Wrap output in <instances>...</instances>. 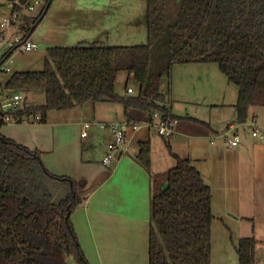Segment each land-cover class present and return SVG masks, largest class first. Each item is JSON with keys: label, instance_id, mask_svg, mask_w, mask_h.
Listing matches in <instances>:
<instances>
[{"label": "trees", "instance_id": "1", "mask_svg": "<svg viewBox=\"0 0 264 264\" xmlns=\"http://www.w3.org/2000/svg\"><path fill=\"white\" fill-rule=\"evenodd\" d=\"M52 1L46 0L26 36ZM176 16L167 24V0H146L145 44L50 47L43 70L14 72L5 88L43 97L44 103L24 110L39 112L42 122L52 110L87 102L120 103L126 121L135 122L168 111L160 86L174 64L215 63L237 86L236 118L246 121L251 106H264V0H180ZM163 38L165 64L156 66L153 48ZM13 51L2 55L0 66ZM120 72L139 83L136 96L115 92ZM175 158L173 167L152 175L149 264H211V189L190 159ZM136 159L150 168L149 142H139ZM83 187L48 171L37 150L0 133V264H68V257L89 264L71 222ZM255 245L253 235L239 239L238 264H257Z\"/></svg>", "mask_w": 264, "mask_h": 264}, {"label": "crops", "instance_id": "2", "mask_svg": "<svg viewBox=\"0 0 264 264\" xmlns=\"http://www.w3.org/2000/svg\"><path fill=\"white\" fill-rule=\"evenodd\" d=\"M10 1L0 0V6L7 7L9 14ZM111 2L72 0L73 7L75 3H80V7L74 10L71 5L66 6L71 12L85 11L80 24L73 25L75 30L70 28L69 34L77 40L76 45L102 43L101 35L111 36L113 26L107 21ZM53 6L54 0L42 22H49ZM95 18L98 24L86 25V21ZM24 25L23 21L19 22L20 27ZM54 43L46 40L49 48L60 46ZM6 45L0 43V48ZM7 50L8 47L3 54ZM212 64H174L166 91L161 92L164 105L177 119L176 135L166 140L153 130L128 131L127 146L109 164L103 163V157L112 141L111 125L126 121L120 103L87 102L66 110H52L41 123L0 127L4 137L37 150L51 173L83 182L84 200L72 211L71 222L89 264H149L152 175L173 167L175 157L190 159L210 187L213 220H220L228 229L231 228L228 213L232 214L234 225L243 219L250 220L249 236L256 239V262L264 264V142L251 137L247 126L237 121L238 88ZM116 83L117 78L115 92L120 95ZM176 102L191 105L193 109L184 116L178 115L173 110ZM201 110H209L210 116L205 118ZM252 119L264 128V106L248 109L244 122ZM85 124L89 127L87 135L82 137ZM231 126L241 136V142L234 148L227 147L220 138ZM143 141L150 144L149 169L136 159L139 142ZM249 181L251 210L247 217L242 200L244 183ZM216 207L219 216L214 214Z\"/></svg>", "mask_w": 264, "mask_h": 264}, {"label": "rangeland", "instance_id": "3", "mask_svg": "<svg viewBox=\"0 0 264 264\" xmlns=\"http://www.w3.org/2000/svg\"><path fill=\"white\" fill-rule=\"evenodd\" d=\"M72 0H54V9L48 18L49 22H40L38 26L29 35L30 40L35 42L38 47L30 51L14 50L10 55L12 61L6 62L8 71L0 70V82L5 84L8 78L17 71H41L44 68L45 58L47 56V49L49 46L46 44V40H53L54 44L60 46H76L77 40L71 36L70 28L73 25L80 24V18L84 16L85 11L82 10L71 12L67 9V5H71ZM84 3L85 0H73ZM180 0H167V24H171L177 18V10L179 8ZM79 4V5H78ZM75 3L74 10L80 7V3ZM91 8V7H88ZM9 9L6 7L2 9L0 6V23L1 20L9 15ZM146 0H112L111 13L107 16L112 24L111 36L101 35V44L106 46H130L140 45L147 42V26L146 17ZM82 13V14H81ZM89 16L91 12L88 13ZM99 15V14H98ZM144 16V17H143ZM36 17V13L22 12L21 21L26 25H31L32 19ZM72 19V22H70ZM103 21V20H102ZM86 25L91 26L98 24L97 18L86 21ZM74 30L76 27H73ZM1 29V28H0ZM13 32V31H11ZM7 45L0 48V57L7 49ZM167 42L165 38L160 40L153 48V61L156 66L164 65L167 54ZM215 67L217 64L213 63ZM218 68V67H217ZM168 77L164 76L161 81V90L166 91ZM234 85V84H233ZM116 87L121 96H136L139 90V83L127 74V72H120L117 76ZM234 87V86H233ZM126 88H131L133 91L131 94L126 92ZM167 96V95H166ZM36 95L29 94V98H35ZM168 97V96H167ZM92 104L93 102H89ZM174 112L178 115H186L190 112L191 105L174 103ZM204 109V108H203ZM201 114L208 118L210 116L209 110H201ZM152 132H155L154 129ZM250 181L245 182L244 192L245 194L242 202L244 208L247 210L243 215L249 216L251 210V193H250ZM217 201V200H216ZM216 203V202H215ZM217 204V203H216ZM215 204V206H217ZM214 214H217V207L214 210ZM215 215V216H216ZM230 229H228L220 220L214 219L211 227V264H238V255L236 252V246L239 238L249 236L251 224L250 220H240L236 225L233 224L231 219L232 214L226 215ZM247 232V233H246ZM68 264H78L73 257H68Z\"/></svg>", "mask_w": 264, "mask_h": 264}, {"label": "built area", "instance_id": "4", "mask_svg": "<svg viewBox=\"0 0 264 264\" xmlns=\"http://www.w3.org/2000/svg\"><path fill=\"white\" fill-rule=\"evenodd\" d=\"M46 0H28L21 2L20 0H12L9 2L12 8L11 13L1 20L0 28V43H5L8 49L30 51L38 47V45L30 40L27 35L29 25L19 26L22 12L36 13V16L43 9ZM16 28L19 32H16ZM11 29L13 32H11ZM11 62L12 59L8 56L2 65L1 71H8L6 62ZM131 88L127 89V93L131 94ZM27 101H34L29 98V93L24 91L13 92L5 88V84L0 82V123L4 124H35L42 122V116L39 112H24L30 106L35 104H28ZM164 104V103H161ZM166 107V106H165ZM167 108V107H166ZM168 109V108H167ZM22 114H19L22 112ZM249 129L251 137L264 142V128L260 127L255 119L243 122ZM88 124L84 125V130L81 133L82 137L87 135L86 129ZM141 129H154L157 136L166 140L173 138L177 133V119L172 116L170 111L155 110L148 115V117L141 121H133L124 123H113L111 125L112 141L109 144V149L103 157V163L109 164L115 159L118 152L125 149L128 144L127 132H137ZM225 145L229 148H234L241 142V136L235 131V127L231 126L224 133L220 135Z\"/></svg>", "mask_w": 264, "mask_h": 264}, {"label": "water", "instance_id": "5", "mask_svg": "<svg viewBox=\"0 0 264 264\" xmlns=\"http://www.w3.org/2000/svg\"><path fill=\"white\" fill-rule=\"evenodd\" d=\"M42 94V92H39V95H41ZM26 103H28V104H42V103H44V98L43 97H40V98H38V99H36V100H34V101H27Z\"/></svg>", "mask_w": 264, "mask_h": 264}]
</instances>
